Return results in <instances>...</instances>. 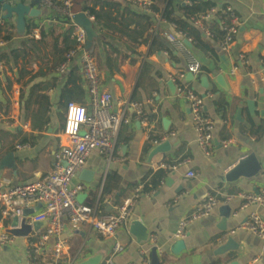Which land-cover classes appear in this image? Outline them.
<instances>
[{"label":"crops","instance_id":"0c3cea01","mask_svg":"<svg viewBox=\"0 0 264 264\" xmlns=\"http://www.w3.org/2000/svg\"><path fill=\"white\" fill-rule=\"evenodd\" d=\"M153 2L160 17L127 0H74L75 12L83 10L94 17L90 19L97 35L89 46L95 51L103 87L111 93L113 110H125L132 116L128 102L143 103L151 127L148 131L136 119L122 123L117 135L122 154L107 164L104 154L94 149L70 182L83 186L78 200L92 205L99 214L117 211L139 188L129 218L117 229L116 241L123 249L115 252L114 242L105 240L93 226L79 230L68 223L62 234L67 241L65 250L78 252L75 264L92 260L97 264L109 257L113 264L144 259L150 264L155 259L154 264H264V238L242 226L252 211L264 217V206L243 207L239 195L240 191L264 189V81L258 72L259 59L264 57V0ZM208 3L218 9L205 22L210 33L195 22L202 7L194 12L186 8ZM41 7L38 16L28 18L32 27L40 28L39 38L31 30L18 35L14 19L0 24V38H6L0 53H9L0 79V110L18 115L14 125L0 119V179L6 176L15 183L34 181L50 169L63 141L69 100L92 110L80 54L65 71L58 70L65 52L75 45L74 22L52 6ZM230 10L238 14L240 23L232 51L225 53L220 47L221 19ZM194 29L201 32L200 38ZM171 32L201 60L199 73L188 71L185 49L174 46L167 37ZM240 51L247 52L248 64L238 61ZM234 63L238 68L232 72ZM182 73L205 96V110L214 121L210 153L198 143L188 101L176 91ZM154 93L153 102H148ZM12 99L17 103L12 104ZM170 131L174 134L167 140V149L154 152L162 143L156 144L154 139ZM224 139L234 142L224 146ZM23 143L28 148L17 147ZM249 154H254L253 160L227 178ZM163 162L179 164L175 169L162 168ZM191 170L195 175H188ZM157 171L163 177L152 186ZM213 192L233 196L207 216L190 222L185 235L177 237L180 220ZM223 206L231 208L229 216H223ZM29 207L33 214L40 208ZM14 216L5 214L0 204L1 228L11 227ZM133 220L145 226L146 239L132 231ZM27 221L34 222L31 216ZM45 226L43 221L33 224L28 236H14L13 243L0 247V264H34L27 252L29 240L39 236ZM180 241H184L183 247H177Z\"/></svg>","mask_w":264,"mask_h":264},{"label":"built area","instance_id":"2783aa9c","mask_svg":"<svg viewBox=\"0 0 264 264\" xmlns=\"http://www.w3.org/2000/svg\"><path fill=\"white\" fill-rule=\"evenodd\" d=\"M11 5L18 2H29V0H8ZM138 4L141 9L150 14L160 17V14L154 7L153 0H127ZM74 0H41L40 6H52L55 12L61 14L74 22L75 45L65 52L64 60L59 64L58 70L65 71L76 54H80L83 73L87 81V91L89 94L92 110L88 111L86 106L74 100H69L66 104L67 116L65 126L61 132L63 141L54 153V161L50 169L43 173L34 181L15 183L9 177L0 179V204L2 211L7 214H16L19 222L23 217L24 208L39 205L40 208L31 216L32 221H43L46 223L44 231L37 237L29 240L28 254L33 259L34 264H75L77 262L78 252L66 251L67 241L62 237L68 223L81 230L85 226L97 228L105 240L113 241L114 251L122 250L123 247L116 241L118 227L127 221L133 205L139 197V188L129 198H127L112 213L99 214L90 204L78 200V194L83 189L81 184L70 185L71 179L83 167L87 157L94 149L100 150L107 164L115 157L120 156L121 146L117 144V135L122 123H128L132 119L138 120L148 131L151 127V120L143 103L129 101L133 108V115L129 116L125 110H113L111 93L103 87V81L97 64L94 49L87 44L88 37L85 27L74 21L76 13L73 10ZM42 8V7H41ZM218 9L216 6L207 8L205 11L195 17V22L203 27L207 33H210L205 27L206 20L215 16ZM94 19L93 16H90ZM6 19L0 16V24H5ZM240 17L233 10H230L227 17L221 19L224 34L220 39V47L225 53H231L233 44L236 40ZM31 34L40 37V28L34 26L31 28ZM170 41L180 49H185V44L181 38L174 33H167ZM4 38H0V44L4 43ZM187 58V68L192 74L201 71L202 63L192 52L185 49ZM238 61L242 64H248L249 56L247 52L240 51ZM261 69L260 79L264 81V57L259 59ZM238 64L232 65L231 71L234 72ZM6 72V63L0 60V79ZM174 79L173 76H171ZM176 91L183 95L188 101L192 113L196 139L201 148L206 153L211 152L213 119L205 110V96L185 79L182 73L178 77ZM155 93L150 95L148 102H153ZM12 104L17 100L12 99ZM0 119H4L9 125L18 122L17 112L5 113L0 110ZM27 127V125H25ZM173 131L160 134L154 139L156 144L167 141ZM234 142L233 139H224V146ZM18 148L26 149L28 144H18ZM179 162H163L162 168L178 167ZM193 176V170L188 172ZM239 195L243 198L242 206L249 204H259L264 206V189L261 191H240ZM233 195L226 194L221 197L217 193H209L206 198L200 201L190 214L183 217L176 230L177 237L185 235L186 226L203 216L210 214L211 210L222 202H228ZM242 226L248 228L254 234L264 238V217L257 211L250 212L249 216L242 222ZM53 240V246L49 242ZM14 242V235L7 229L0 227V247ZM97 264H113L109 257L105 261ZM125 264H150L149 259L142 261H130Z\"/></svg>","mask_w":264,"mask_h":264},{"label":"water","instance_id":"95a60500","mask_svg":"<svg viewBox=\"0 0 264 264\" xmlns=\"http://www.w3.org/2000/svg\"><path fill=\"white\" fill-rule=\"evenodd\" d=\"M41 0H30V2H23L20 1L16 5H11V3L8 0H0V16L4 19L13 20L16 23V29L17 34L20 36L25 35L27 31L28 26V18L29 17H36L41 12V6H40ZM74 21L78 24H81L85 27L87 31V37L88 45H92L93 38L97 35L96 30L93 25V21L90 19L89 15L85 13L83 10L77 11L74 14L73 17ZM192 75V74H191ZM169 141H163L161 144L157 145V147L154 148V152L158 150L167 149L166 146L168 145ZM254 158V154H249L248 156L242 158V160L239 162L237 166L232 168L230 172L227 174V178H230L234 174H237L240 172V169L243 165H246L247 162L252 161ZM260 166V165H259ZM223 216H229L231 213V208L229 206H223ZM34 212L33 208L26 207L23 211V217L21 221L19 222V219L17 216H14L15 222L13 225L7 230L14 236H28L32 231V225L33 224H39L42 221H34L33 223H30L27 221V217ZM223 219V223H224ZM132 231L136 233V235H139L140 239H146L147 238V232L145 229V226L141 224L138 220H133L131 224ZM183 247L184 241H180L177 247ZM156 261L153 260L154 264ZM96 260H92L90 263L87 264H94ZM234 264V263H233Z\"/></svg>","mask_w":264,"mask_h":264},{"label":"trees","instance_id":"16d2710c","mask_svg":"<svg viewBox=\"0 0 264 264\" xmlns=\"http://www.w3.org/2000/svg\"><path fill=\"white\" fill-rule=\"evenodd\" d=\"M213 6V4H211V3H208V4H206V5H193V6H187L186 8H187V11L188 10H192V12H194V10L196 9V8H198L199 9V7L203 10V11H205L207 8H210V7H212ZM65 18H67V17H65ZM32 26H33V24H31V23H28V26H27V32H29L30 30H31V28H32ZM195 30V29H194ZM196 32V35H197V38H200V36H201V32L200 31H197V30H195ZM224 33V32H223ZM221 35H222V33H221ZM6 39V38H5ZM28 40H31V42L33 41L34 42V40L32 39V38H28ZM200 40V39H199ZM11 53H12V51H11ZM13 53H15L14 51H13ZM18 56V54L17 53H15V58ZM9 58V53L8 52H6V51H2L1 53H0V60H5L7 63H8V59ZM162 177H163V172L162 171H157V172H155V174L153 175V178H152V186H154V185H158L159 183H160V181H161V179H162Z\"/></svg>","mask_w":264,"mask_h":264},{"label":"rangeland","instance_id":"374dc122","mask_svg":"<svg viewBox=\"0 0 264 264\" xmlns=\"http://www.w3.org/2000/svg\"><path fill=\"white\" fill-rule=\"evenodd\" d=\"M29 2H30V0H29Z\"/></svg>","mask_w":264,"mask_h":264}]
</instances>
